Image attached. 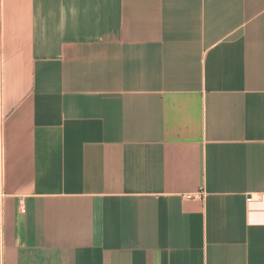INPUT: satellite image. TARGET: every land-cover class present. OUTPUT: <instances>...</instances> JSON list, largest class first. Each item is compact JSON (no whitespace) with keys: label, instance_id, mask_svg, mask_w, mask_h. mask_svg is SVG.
<instances>
[{"label":"crops","instance_id":"0c3cea01","mask_svg":"<svg viewBox=\"0 0 264 264\" xmlns=\"http://www.w3.org/2000/svg\"><path fill=\"white\" fill-rule=\"evenodd\" d=\"M0 264H264V0H1Z\"/></svg>","mask_w":264,"mask_h":264},{"label":"built area","instance_id":"2783aa9c","mask_svg":"<svg viewBox=\"0 0 264 264\" xmlns=\"http://www.w3.org/2000/svg\"><path fill=\"white\" fill-rule=\"evenodd\" d=\"M0 5H1V0H0ZM247 202H248V203H252V202H253V197H249V198L247 199Z\"/></svg>","mask_w":264,"mask_h":264}]
</instances>
